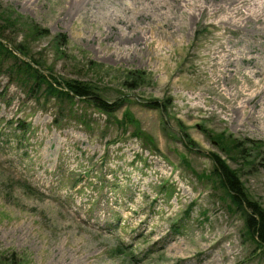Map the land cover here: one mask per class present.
I'll return each instance as SVG.
<instances>
[{"label": "rangeland", "instance_id": "374dc122", "mask_svg": "<svg viewBox=\"0 0 264 264\" xmlns=\"http://www.w3.org/2000/svg\"><path fill=\"white\" fill-rule=\"evenodd\" d=\"M161 1L0 0L47 30L6 36L119 103L29 94L1 69L0 264H264L211 156L264 208V0L240 5L248 22Z\"/></svg>", "mask_w": 264, "mask_h": 264}, {"label": "trees", "instance_id": "16d2710c", "mask_svg": "<svg viewBox=\"0 0 264 264\" xmlns=\"http://www.w3.org/2000/svg\"><path fill=\"white\" fill-rule=\"evenodd\" d=\"M1 22L11 23L14 27L27 26L36 36L47 31L34 23L26 24L19 17L12 20L10 16L2 12L0 13ZM42 64L30 55L26 45L17 44L6 36V30L0 24V72L2 68H5L11 79L23 86L27 93H42L45 97L56 98L60 102H72L78 97L91 102L96 108L106 113L115 111L119 105L117 102L110 103L103 99L89 83L61 80ZM234 149L242 153L237 144L234 145ZM216 163L212 175L217 178L219 186L225 190L236 211H241L245 215L246 232L249 238L264 248V209L248 195L235 170L231 169L219 156L216 157Z\"/></svg>", "mask_w": 264, "mask_h": 264}, {"label": "bare ground", "instance_id": "6f19581e", "mask_svg": "<svg viewBox=\"0 0 264 264\" xmlns=\"http://www.w3.org/2000/svg\"><path fill=\"white\" fill-rule=\"evenodd\" d=\"M173 3V6L175 8H179L180 11L184 10V15L185 12L192 15L194 14L196 11H200L201 13L204 12H208L209 11V2L208 0H170ZM252 0H217V10H224L227 12H230L231 14L234 15H243L245 17V20L248 22L250 21V11L249 12H242L241 11V7L240 5H245L248 2H251ZM148 4H152L154 5V8L161 10V8L166 7L167 5L165 3H163L161 0H147ZM260 4L262 5V7L264 8V3L260 2ZM132 5V3H131ZM127 8L130 9V6H127ZM191 10V12H189L188 10ZM171 11V8H170ZM216 13V12H214ZM116 22L118 24H126L128 27H130V25L127 24V21L124 20L123 18V14L121 11H119V13L116 16ZM159 28V25H157L154 29H152V31H154L155 29ZM151 31V30H150ZM149 32V31H148ZM148 39H153V36L150 35ZM259 73V71H258ZM260 118L264 119V115H259ZM261 129L264 130V123L260 124ZM179 247V246H178Z\"/></svg>", "mask_w": 264, "mask_h": 264}]
</instances>
